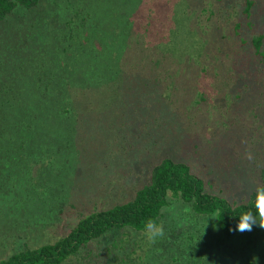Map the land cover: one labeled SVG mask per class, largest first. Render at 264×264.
<instances>
[{"label": "rangeland", "instance_id": "1", "mask_svg": "<svg viewBox=\"0 0 264 264\" xmlns=\"http://www.w3.org/2000/svg\"><path fill=\"white\" fill-rule=\"evenodd\" d=\"M257 36L263 37L264 50V0L18 4L0 21V98L42 93L35 80L57 65V57L77 68L80 56L84 66H93L99 62L92 53L97 45L113 55L119 49L126 59L134 50L155 46V66L171 68L168 83L173 88L168 89L173 93L165 102L157 87L155 101L145 95L143 82L154 85L159 79L150 82L153 73L158 78L162 72L142 62L128 97L132 105L126 107L122 90L111 84L88 108L85 124L92 131L81 122L64 135L77 137L68 151L55 152V160L32 176L15 173V181L0 176V259L54 242L83 212L129 199L164 158L189 164L209 182L210 192L232 201L249 197L257 183L254 175L264 164V66L255 55ZM205 62L211 67L206 74ZM75 77L81 80L77 73ZM144 117L145 127L140 124ZM14 166L17 171L24 164ZM62 192L61 199L51 202ZM165 212L159 223L164 236L151 243L143 232L133 233L124 243L130 250L121 264H264V229L254 226L227 236L213 217L196 216L179 200H172ZM110 240L94 244L92 254L110 258ZM92 256L85 252L73 263L105 264Z\"/></svg>", "mask_w": 264, "mask_h": 264}, {"label": "trees", "instance_id": "2", "mask_svg": "<svg viewBox=\"0 0 264 264\" xmlns=\"http://www.w3.org/2000/svg\"><path fill=\"white\" fill-rule=\"evenodd\" d=\"M39 1L0 0V21L4 20L18 4L32 7ZM262 41L263 37L257 36L253 42L255 55L259 57V63L264 66ZM79 44L78 51L82 50V42ZM151 47L138 52L134 50L131 57L126 59L119 49H115L113 55L112 51L97 45L92 53L99 62L93 66L91 64L84 66L79 56L78 62L82 64L77 68L73 66V61L57 57L55 61L57 65L42 71L45 75L35 80L41 86L42 93L30 98L18 96L0 98V176L11 178L12 181L16 180L15 173L24 174L25 177L32 176L55 160V152L59 153L65 149L68 151L77 137L66 138L65 134L81 127V122H84L83 128L92 131L93 128L85 124L88 119L86 114L88 108L96 105L92 99L102 97L103 93L106 94L111 84L118 91L122 90L126 107L132 105L134 102L128 97L136 77L135 73L143 68L138 67L142 62L153 66L151 70L157 68L162 72L158 78L156 73H153L150 82L159 79L154 85L149 86L147 82H143L145 95L151 96L155 101L157 87L160 91L157 95L161 98L160 102L167 101L168 93L171 95L173 93L168 89L173 88V85L168 83L172 71L171 68L155 66L158 62L155 59L156 48ZM70 48L76 47L70 46ZM63 51L69 56L68 47L63 48ZM229 56L232 57V61L236 59L230 52ZM205 59L216 61L209 57ZM248 62L245 59L243 61L246 66L250 65ZM210 68L207 62L202 67L205 74ZM246 72L247 69L244 75H247ZM76 73L80 81L75 79ZM128 92L129 94L126 95ZM145 95L143 97L147 102ZM139 97L140 95L135 96V100L137 101ZM140 124L147 126L145 117ZM122 153L123 150L120 151V154ZM17 162L23 163L24 166L16 171L14 164ZM260 167L254 175L257 183L254 184L249 197L238 201L234 196L232 201L228 196L210 192L207 188L209 182L194 173L189 164L164 158L152 167L149 179L137 188L129 199L116 202L109 207L95 208L81 213L77 220L71 223L67 232L54 242L14 251L0 259V264H75L74 260L85 252L88 256L105 259V264L109 259L114 260L112 264H121L120 262H125V256H128L130 250L124 244L126 238L132 237L133 233L145 234V226L149 220L160 223L172 200L183 202L196 216L213 217L214 224L220 232L227 236L234 235L237 232L234 229L239 219L237 215L243 208L252 204L256 186L264 185V164L261 163ZM33 186L35 189H40L37 190L38 192L46 193L44 187ZM13 188L10 187L11 190ZM65 193L55 195L51 202L61 199ZM76 199H80V195H77ZM9 210L13 212V206ZM109 238L112 240L106 248L108 253L106 256L110 258L106 259L102 253L92 254L91 247L94 244L102 245ZM188 263L191 264L190 261Z\"/></svg>", "mask_w": 264, "mask_h": 264}, {"label": "clouds", "instance_id": "3", "mask_svg": "<svg viewBox=\"0 0 264 264\" xmlns=\"http://www.w3.org/2000/svg\"><path fill=\"white\" fill-rule=\"evenodd\" d=\"M249 159L251 157L249 156ZM238 216L236 231L243 233L251 231L254 226L264 229V185H258L254 191L252 204L243 208ZM164 227L153 220H149L145 226V235L149 242L155 243L158 238L164 236Z\"/></svg>", "mask_w": 264, "mask_h": 264}]
</instances>
